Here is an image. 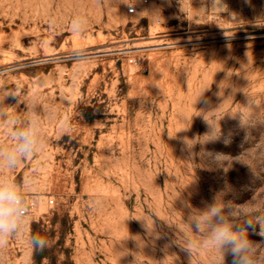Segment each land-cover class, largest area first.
<instances>
[{
  "label": "rangeland",
  "instance_id": "rangeland-1",
  "mask_svg": "<svg viewBox=\"0 0 264 264\" xmlns=\"http://www.w3.org/2000/svg\"><path fill=\"white\" fill-rule=\"evenodd\" d=\"M147 1L0 0V181L34 204L0 234V264H188L174 243L184 199L223 192L264 215V125L235 116L249 122L246 93L264 119V0ZM201 110L221 134L195 152L226 167L189 161L183 138L209 131ZM34 121L40 145L9 167L2 154ZM249 148L251 166L231 161ZM241 226L264 240L258 220Z\"/></svg>",
  "mask_w": 264,
  "mask_h": 264
},
{
  "label": "clouds",
  "instance_id": "clouds-1",
  "mask_svg": "<svg viewBox=\"0 0 264 264\" xmlns=\"http://www.w3.org/2000/svg\"><path fill=\"white\" fill-rule=\"evenodd\" d=\"M217 6V0H207L206 7L214 8ZM154 14H158V18L163 19L160 12ZM79 24V21H74V27H79ZM245 95L246 102L241 104L243 108L250 110L248 114L249 122L245 123L244 112L237 113L235 116L239 117L242 126L264 125V119L256 114L259 107L256 98L246 93ZM211 111L201 110V116L208 123L209 131L194 138L184 137V145L189 152L190 162L192 161L191 157L200 155L209 160L210 166L226 167L229 165V160L225 159L228 156L222 153H210L203 147L200 153L195 152L197 144L203 146L220 137V120L214 123L206 119L205 114ZM213 119L215 120V118ZM217 124H219V130H217ZM36 129L37 125L34 121L31 126L17 130L16 145L2 154V159L9 167L15 166L18 158H26L32 154L40 145L36 136ZM253 148L245 149L235 158L230 157L231 161L234 159L240 163L247 164L244 162V158H256L250 155ZM225 162H228L227 165ZM252 202L253 200L244 204H236L231 201H225L223 192L216 193L211 202L205 201L202 207L193 206L190 199H184L183 206L187 210L184 224L187 230L174 243L189 253L188 264H193V253L196 251L200 253L211 251L213 264H227L228 256H231V264H264V240L256 241L251 239L247 230L241 226V221L251 224L253 219H256L261 224V230L258 234L264 237V215L256 216L255 214V218H253L244 211ZM25 213L26 209L21 191L10 182L0 181V234L15 232ZM144 222L148 230L152 232L153 230L149 229L147 221ZM41 243L40 239H34L35 245L39 246ZM170 255L177 256L176 254H166L164 259L159 262L162 264Z\"/></svg>",
  "mask_w": 264,
  "mask_h": 264
},
{
  "label": "built area",
  "instance_id": "built-area-1",
  "mask_svg": "<svg viewBox=\"0 0 264 264\" xmlns=\"http://www.w3.org/2000/svg\"><path fill=\"white\" fill-rule=\"evenodd\" d=\"M144 4H147L148 1L147 0H143ZM139 10V7L137 5H131L129 8V13L134 14L137 13ZM25 205V209H26V213L24 216L29 215L30 213H32L33 209H34V204L33 203H28V202H24Z\"/></svg>",
  "mask_w": 264,
  "mask_h": 264
},
{
  "label": "bare ground",
  "instance_id": "bare-ground-1",
  "mask_svg": "<svg viewBox=\"0 0 264 264\" xmlns=\"http://www.w3.org/2000/svg\"><path fill=\"white\" fill-rule=\"evenodd\" d=\"M143 46V45H142ZM137 49V48H136ZM128 50V49H127Z\"/></svg>",
  "mask_w": 264,
  "mask_h": 264
}]
</instances>
